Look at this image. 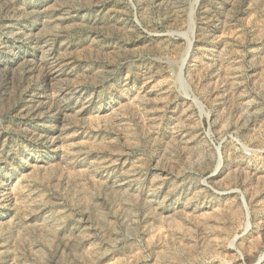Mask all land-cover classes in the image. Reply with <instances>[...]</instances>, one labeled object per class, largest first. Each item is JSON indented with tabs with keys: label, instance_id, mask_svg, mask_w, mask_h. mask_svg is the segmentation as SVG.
<instances>
[{
	"label": "rangeland",
	"instance_id": "obj_1",
	"mask_svg": "<svg viewBox=\"0 0 264 264\" xmlns=\"http://www.w3.org/2000/svg\"><path fill=\"white\" fill-rule=\"evenodd\" d=\"M0 264H264V0H0Z\"/></svg>",
	"mask_w": 264,
	"mask_h": 264
}]
</instances>
